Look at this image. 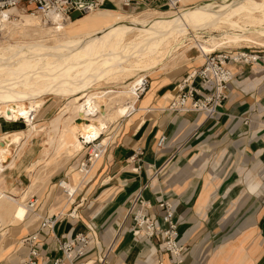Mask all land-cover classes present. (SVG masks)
Here are the masks:
<instances>
[{"label": "crops", "instance_id": "0c3cea01", "mask_svg": "<svg viewBox=\"0 0 264 264\" xmlns=\"http://www.w3.org/2000/svg\"><path fill=\"white\" fill-rule=\"evenodd\" d=\"M198 1L201 0L180 2L182 6H190ZM102 9L125 15L165 11L161 4L151 2L123 8L107 1ZM246 40L248 43L241 48L260 51L264 56L262 39L252 37L239 42ZM188 52L183 63L175 67L180 69L177 73L165 67L146 77L147 85L139 95L137 112L123 115L127 117L118 123L111 145L84 181L78 183L70 200L65 193L66 199H58L60 179L53 185L54 191L58 190L55 199L50 198V192H45L42 198L36 195L39 203L29 213L37 215L38 223L47 215H59L57 235L67 239L81 232L91 236L94 243L112 246L109 264H179L175 257L164 252L157 239L133 236L127 225L113 244L116 228L123 221L131 197L149 183L143 190L145 199L153 204L167 199L174 204L178 239L186 247L180 264L202 261L206 251L202 249L203 239L230 223L241 221L244 225H236L234 235L225 243H232L238 232L250 236V229L245 227L252 221L255 190L258 186L264 188V62L231 63L233 80L227 98L220 113L208 118L203 113L165 110L177 81L202 64L200 55L187 56ZM162 135L166 140L159 147L157 142ZM137 149H141L142 156L136 163L131 161V156ZM78 163L79 159L75 167ZM137 165L139 168L135 170ZM155 172L158 174L152 178ZM63 178L71 182V178ZM258 198L264 201V197ZM47 204L51 206L45 209ZM71 211L76 218L69 216ZM149 213L162 224L156 207L150 208ZM26 219L18 224L8 222L0 230V264H19L25 258L27 249L20 240L38 228L37 223L32 229ZM8 225H12V231L7 229ZM40 241V264H50L58 254L54 238L44 230ZM96 254V248L92 247L82 259L93 260Z\"/></svg>", "mask_w": 264, "mask_h": 264}, {"label": "bare ground", "instance_id": "6f19581e", "mask_svg": "<svg viewBox=\"0 0 264 264\" xmlns=\"http://www.w3.org/2000/svg\"><path fill=\"white\" fill-rule=\"evenodd\" d=\"M103 11L105 9H99L69 21L55 17L44 23L40 22L39 15L18 7L0 12V28L10 23V30L19 31L23 39L0 43V118L11 122L23 119L26 127L4 133V137L11 136L8 146L19 150L27 140L45 130L50 149L58 139L68 155L71 151H79L75 129L79 127L81 136L91 141L99 138L106 131L105 126L124 108L137 111L138 90L143 91L146 76L170 64L167 61L172 60L181 47L177 42L180 38H188L186 49L198 48L203 58L204 53L219 44L217 35L211 32L220 31L218 35L232 40L264 36V0H201L190 6L180 4L178 9L169 12L148 10L134 16L113 14L117 24L114 29L110 28L111 24L104 23ZM82 17L93 18L85 20ZM208 32L211 33L209 42H198V34ZM122 75L133 78L121 85L123 90L96 92L90 89L92 92H86L101 80ZM45 94L84 95L85 98L77 104L69 103L45 129L35 120L43 102L40 98ZM103 95L109 99L104 104L97 100ZM23 100L28 102L27 106L17 105ZM69 110L87 122L72 128L66 126L55 139L62 117ZM71 122L73 116L63 120L64 125ZM49 148H44L43 153ZM8 157L9 166H12L16 155L0 147V177ZM77 176L76 172L73 180L65 184L69 200L81 181L80 175ZM27 211L26 204L0 186V230L8 222L23 221Z\"/></svg>", "mask_w": 264, "mask_h": 264}, {"label": "built area", "instance_id": "2783aa9c", "mask_svg": "<svg viewBox=\"0 0 264 264\" xmlns=\"http://www.w3.org/2000/svg\"><path fill=\"white\" fill-rule=\"evenodd\" d=\"M107 1H114L123 8H129L138 4L148 2L161 4L170 10H176L181 0H0V12L18 7L25 12L39 15L44 21L50 22L53 18L69 21L71 14L79 16L102 9ZM78 16V17H79ZM258 61L264 62V56L260 51H253L241 47H222L208 53H204L202 64L177 81L175 92L165 107V110L174 113L195 112L203 113L208 118H213L220 113V107L227 98L233 73L229 68L231 63L249 64ZM147 81L142 83L143 91ZM140 90V88H139ZM142 93V92H141ZM140 93V94H141ZM139 94V95H140ZM111 135L107 138H96L88 141L82 137V144L86 146V153L79 160L77 172L81 182L88 176L93 165L99 160L111 145ZM107 140V141H105ZM166 137L162 135L157 145L160 147ZM141 149H137L131 156L132 162H140ZM139 165L135 168L137 170ZM155 172L152 178L156 177ZM150 179V181L152 180ZM66 178L58 181V186L65 194L70 195L65 184ZM149 182V181H148ZM149 183L144 184L131 197L122 223L116 228L113 244L116 242L125 225L131 227L132 235H143L152 240L157 239L167 254L175 257L177 263H182L186 247L178 239V227L175 220V207L172 201L161 199L153 204L143 196V190ZM39 203V198L33 194L26 202L29 211L34 210ZM156 207L162 224L149 213V209ZM69 216L76 218L74 211ZM59 221V215H47L42 217L36 231L24 236L20 243L27 249L25 258L19 264H40L41 241L40 233L48 230L54 238L57 255L52 258L50 264H109V254L112 246L104 247L94 243L91 236L85 233H77L71 238L64 239L56 234L55 226ZM92 247L96 248L97 254L93 260H83Z\"/></svg>", "mask_w": 264, "mask_h": 264}, {"label": "rangeland", "instance_id": "374dc122", "mask_svg": "<svg viewBox=\"0 0 264 264\" xmlns=\"http://www.w3.org/2000/svg\"><path fill=\"white\" fill-rule=\"evenodd\" d=\"M166 12H169L170 9L165 7ZM146 11H143L138 14H142ZM164 12V11H163ZM104 14L106 19H104V23L111 24L110 28L114 29L117 27V24L113 20V14H120L116 12L111 11H103L101 12ZM137 13V12H135ZM122 14V13H121ZM125 15V14H124ZM134 15H128V16H134ZM72 18H77L79 15L76 13L71 14ZM93 17H82V19L90 20ZM40 22H46L41 17L39 18ZM115 23V24H112ZM8 26H4L0 28V43H7L8 41H21L23 40L22 37L19 35V31L15 30L14 32L10 30L12 25L10 23L7 24ZM90 30V28H88ZM213 35H217V38H220L222 36L218 35L220 34V31L211 32ZM208 33H199L198 37L200 40L198 42L205 43V40L209 39ZM203 35V38H202ZM255 38H259L263 40L264 43V36H253ZM252 38V37H250ZM184 39V41H183ZM205 39V40H204ZM244 39L249 38H240L236 40L228 39L225 37L220 38L219 44L214 47L213 50L219 49L222 47H230V48H237L241 47L243 44L248 43L247 40L243 42H239ZM180 40V41H179ZM177 42H180L179 45L181 47L178 49L177 56L175 55L172 60L167 61V63H170L168 66H166V70H170L173 73H177L180 69L175 68L183 63L184 57L186 55V52H188L187 56L189 55H200V60L203 62V58L201 56L200 51L196 47H192L190 49H186V47H189V40L188 38H180ZM182 42V43H181ZM186 45V46H185ZM212 50V51H213ZM210 52V51H208ZM207 52V53H208ZM172 61V62H171ZM181 67V66H180ZM162 70V69H161ZM153 74H148V76H154L157 74V69H154ZM119 77V78H118ZM116 78H111L108 80H101L98 84H96L94 87L89 88L86 92L90 93L92 91L100 92L104 90L113 89L115 91L123 90L121 85H126L129 83L133 78H130V76L122 75L118 76ZM123 83V84H122ZM94 88V89H92ZM90 89L92 91H90ZM143 92V91H142ZM139 92L138 90V99H139ZM76 95L74 96H58L53 94H45L41 96L40 100L43 101L37 111L36 115V122H38L40 125H43L48 128V126L51 123V120L56 118L66 106L69 105V103L77 104L78 102H81L85 96L84 95ZM75 97V99H74ZM172 97L169 96V98L166 100V105L168 104L169 100ZM68 100V101H67ZM70 100H72L70 102ZM97 100L104 104L109 101L107 95H103L100 98H97ZM138 102V101H137ZM137 104V103H136ZM19 106H27L28 102L26 100H23L21 102H18ZM72 107V106H70ZM136 107H138L136 105ZM60 109V110H59ZM130 112H137V111H130L128 108H124L122 113L118 115L116 118L112 120L111 123L105 126V130L101 134V138H107L113 134H115L117 125L120 121L125 119L127 116H123L126 113ZM72 117L73 116V122L69 123V125H64L63 120L66 117ZM76 116V117H75ZM123 116V117H121ZM60 125V131L58 134H56L55 139L58 138L62 130L68 126L69 128L79 125H82L87 122L86 119H83L77 115H73L72 110H69L66 114L63 115ZM0 125H3V131H0V147L6 148L7 153L10 155H16L15 162L12 166H9L10 158H7V161L4 162L5 170L2 173L0 177V183L2 182V178L5 181L4 184L0 185L1 187H4V190L7 194H10L11 196L18 199L19 202H22L23 204H26L29 197L33 194L39 195L40 198L45 196V192L48 194L51 193L52 199H55V195L57 194L54 191V184L63 177L67 176L68 178H71L73 180V174L77 172L76 161L78 159H82L83 156L86 153V146H83L82 144V136H81V130L80 128L75 129V135L77 137V140L79 141V151H71L68 155L66 151L61 147L58 143V139L55 141V145L50 149L49 145H47L46 140L48 139L47 135L45 134V130L39 132L36 136L31 137L32 139H29L25 142V144L17 150L14 146H7L11 136L6 135L4 137V133H11L13 131H18L21 129H25V123L23 119H18L16 121H5V119L0 118ZM8 131V132H7ZM3 133V134H2ZM107 141V140H105ZM8 147V148H7ZM49 148V151L47 153H43L44 148ZM60 147V148H58ZM17 150V151H16ZM16 151V152H15ZM102 158V157H101ZM9 159V160H8ZM77 177H79V174L77 172ZM81 179V177H80ZM52 189V190H51ZM60 192V191H59ZM257 199L256 203L254 205V213L252 215V221L250 222L249 228L250 229V236L248 237L247 232H238L235 236H237L233 242L228 244L225 243L228 241V239L232 236L233 231L235 230V226L241 224L244 225V222H235L234 225L228 224V227H224V229L219 230L218 232L211 233L210 237H206L201 242L202 249L205 253L202 255L203 259L202 261H198L197 264H264V201H260V198L264 197V188L262 186H258L255 190ZM67 196H65L64 192L61 189V192L58 194V199H66ZM51 199V200H52ZM64 201V200H63ZM61 201L59 204L63 203ZM43 206V205H42ZM48 206L50 208L51 205L45 206V209H48ZM52 208V207H51ZM43 213V212H40ZM26 220L29 222L30 225H32V229L36 228L37 225V215H32L29 213V210L27 211ZM13 224H18L17 222ZM231 225V227H230ZM233 226V227H232ZM12 225H8V228L10 231ZM234 235V233H233ZM15 245L17 248H19V241H15Z\"/></svg>", "mask_w": 264, "mask_h": 264}]
</instances>
